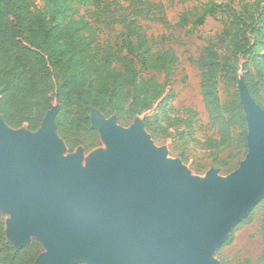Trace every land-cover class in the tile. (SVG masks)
Segmentation results:
<instances>
[{
    "label": "water",
    "instance_id": "95a60500",
    "mask_svg": "<svg viewBox=\"0 0 264 264\" xmlns=\"http://www.w3.org/2000/svg\"><path fill=\"white\" fill-rule=\"evenodd\" d=\"M239 87L248 155L228 177L212 170L206 182L192 179L180 161H166L144 122L123 130L91 108V127L109 149L83 168L80 153L64 156L58 105L35 135L13 130L0 113L8 243L19 251L34 235L48 249L34 264H220L214 252L264 197V111L242 79Z\"/></svg>",
    "mask_w": 264,
    "mask_h": 264
},
{
    "label": "trees",
    "instance_id": "16d2710c",
    "mask_svg": "<svg viewBox=\"0 0 264 264\" xmlns=\"http://www.w3.org/2000/svg\"><path fill=\"white\" fill-rule=\"evenodd\" d=\"M153 5L133 0L131 7L135 15L142 16L149 14ZM217 7L206 8L198 23L203 24L207 15L215 17ZM70 10V0H0V113L7 124L37 131L47 113L58 105L57 133L70 151L81 145L93 148L99 141L91 127V108L106 117L117 115L123 123L141 116L156 138L168 133L159 116L174 98L171 78L179 63L174 51L155 50L136 20L128 16L116 21L126 30L124 46L116 51L102 50L91 23L84 18L73 20ZM245 11L234 16L233 24L242 26V34L231 56L220 59L211 44L198 62L203 70L206 110L221 136L217 160L233 143L246 147L248 124L238 91L240 71L254 99L261 91L251 64L253 60L264 63L260 51L264 47V0L246 4ZM187 23L188 17L183 15L178 25ZM226 34L230 35L229 29ZM157 74H164L163 83L156 79ZM220 80L235 90L229 105L221 102ZM234 128L239 131L237 138L232 136ZM219 163L230 166L227 160ZM41 251L36 240L17 251L6 241L0 221V264H34Z\"/></svg>",
    "mask_w": 264,
    "mask_h": 264
},
{
    "label": "rangeland",
    "instance_id": "374dc122",
    "mask_svg": "<svg viewBox=\"0 0 264 264\" xmlns=\"http://www.w3.org/2000/svg\"><path fill=\"white\" fill-rule=\"evenodd\" d=\"M142 1L154 4L147 15H135L131 7L133 0H92L86 2L70 0L69 14L73 16V20L84 18L91 23L97 45L102 50L116 51L124 46L127 39L124 35L126 30L116 21L123 20L125 16H128L129 20H136V25L142 29L147 39L155 44V50L174 51L179 59L171 78L174 98L164 106L159 116V123L168 130V133L156 138L146 129L145 125L144 131L155 148L165 151V160L180 161L192 179L206 182L208 174L212 170L217 171L219 177L226 178L239 169L241 163L245 161L249 152L248 136L246 147L244 145L237 147L236 143H233L232 147L220 154L219 160L216 159L219 154L217 146L219 147L218 142H220L221 136L206 110L202 94L203 70L198 62L203 57L205 49L211 44L215 45L220 59L231 56L233 45L242 34V26L237 27L233 24L235 23L234 16L237 13H245L246 4L253 5L259 0ZM212 5H218L215 17L207 15L204 23L199 24L198 19L204 14V10ZM183 15L188 17V23L184 27H180L178 24ZM228 29L230 35L226 34ZM135 40L133 39V41ZM260 51L264 55V47L260 48ZM260 62L257 64L253 60L251 64L256 80L261 82V91L258 97L256 99L251 97L264 111V63ZM239 74V80H243V72L240 71ZM155 77L161 83L165 81L164 74H157ZM218 89L222 104L229 105L234 99V88L220 80ZM238 91L241 102L239 84ZM100 116H104L106 119H115L117 127L123 130L131 128L136 120L143 123L141 116L124 123L118 120L117 115L106 117L101 113ZM13 130L18 129L14 128ZM93 130L97 131L99 136V141L93 148L81 145L70 151L65 140L61 136L58 137L63 146L65 157L79 153L82 155L83 168L87 166L88 160L93 154L107 153L109 149L100 132L97 129ZM37 132L31 131L33 135ZM238 133V129L234 128L232 136L237 138ZM90 143L91 140H88L87 144ZM220 148L223 149V147ZM226 160L230 163L229 167H226L224 163H219ZM10 219L11 214L0 208V221L3 223L7 242L9 241L7 228ZM231 238V243L221 248ZM34 240L39 242L34 235H31L28 246ZM224 244L212 256L213 260L220 264H264V197L253 207L248 216L235 225ZM41 246L42 251L38 257L48 252L44 245L41 244ZM74 264L87 263L76 262Z\"/></svg>",
    "mask_w": 264,
    "mask_h": 264
},
{
    "label": "bare ground",
    "instance_id": "6f19581e",
    "mask_svg": "<svg viewBox=\"0 0 264 264\" xmlns=\"http://www.w3.org/2000/svg\"><path fill=\"white\" fill-rule=\"evenodd\" d=\"M34 138V137H33Z\"/></svg>",
    "mask_w": 264,
    "mask_h": 264
}]
</instances>
